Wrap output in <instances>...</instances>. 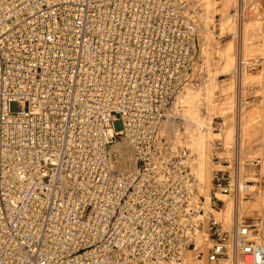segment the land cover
Instances as JSON below:
<instances>
[{"label": "built area", "instance_id": "built-area-1", "mask_svg": "<svg viewBox=\"0 0 264 264\" xmlns=\"http://www.w3.org/2000/svg\"><path fill=\"white\" fill-rule=\"evenodd\" d=\"M196 36L187 0H0V264H264L224 217L261 159L217 138L207 201L161 134Z\"/></svg>", "mask_w": 264, "mask_h": 264}, {"label": "rangeland", "instance_id": "rangeland-1", "mask_svg": "<svg viewBox=\"0 0 264 264\" xmlns=\"http://www.w3.org/2000/svg\"><path fill=\"white\" fill-rule=\"evenodd\" d=\"M187 1L197 34L193 72L171 104L176 115L166 120L172 136L178 133L185 138L187 146L181 147L192 150L205 197L210 192V155L217 138L240 137L244 153L261 159L247 173L248 184L255 186L243 196L247 207L242 215L256 219L264 239V0ZM204 132L208 145L205 173L200 176Z\"/></svg>", "mask_w": 264, "mask_h": 264}, {"label": "bare ground", "instance_id": "bare-ground-1", "mask_svg": "<svg viewBox=\"0 0 264 264\" xmlns=\"http://www.w3.org/2000/svg\"><path fill=\"white\" fill-rule=\"evenodd\" d=\"M209 4V3H208ZM242 69V68H241ZM242 77V76H241ZM187 86V85H186ZM185 86V87H186ZM184 87V88H185ZM183 91V90H182ZM181 91V92H182ZM180 92V93H181ZM179 93V94H180ZM178 94V95H179ZM177 95V96H178ZM191 95V94H190ZM176 96V97H177ZM186 97H189V94H185ZM200 96V95H198ZM176 99V98H175ZM187 100V99H186ZM201 100L202 99H198V102L200 101L201 103ZM176 101V100H175ZM243 103V102H242ZM242 103L240 102V105H239V115L240 113L242 112ZM173 105L171 107V110L169 112H167V116H175L176 115V112L177 111H173ZM201 111V109L199 110V112ZM203 113H207V110L203 111ZM201 115V114H200ZM238 115V118L237 120L239 119L240 120V117ZM169 118V117H168ZM199 119H201V116L199 117ZM237 121L239 122V127H240V121ZM185 123H186V120H185ZM184 123V124H185ZM170 125L171 124H168V120H165L162 124V127H161V134H164L168 137L169 141H170V151L172 152H175L179 147L183 146V145H186L185 144V138L182 137V136H179L178 133H176V137L175 136H172L171 134V130L169 129L170 128ZM178 127V126H176ZM206 132V131H205ZM205 132H204V135H203V141H204V145H203V149H202V155H203V159H204V162H203V165H202V171L200 172V176H202V173L204 172V168L206 167L205 163V159H206V146L208 145L207 144V134L205 135ZM178 134V135H177ZM194 136H197V135H194ZM199 136V135H198ZM239 136V135H238ZM227 138V137H226ZM240 138V137H239ZM238 138V139H239ZM183 139V140H182ZM195 139V138H194ZM198 140V139H197ZM228 142V141H227ZM239 142H240V139H239ZM197 143V142H196ZM241 144V142H240ZM187 146V145H186ZM242 147V145H241ZM190 149V148H189ZM191 150V149H190ZM192 151V150H191ZM121 158L118 160V162L116 163V168L119 169V170H132L134 167H135V163H134V160H133V157H132V150L131 148H129L128 146L123 148L121 150ZM209 161V160H208ZM189 163L191 165V168L193 170V172L195 173V176L197 177V180L199 181L198 182V188L200 190V193L202 194L203 193V183L201 182L199 176L197 175V173L194 171V166H195V163H194V155L193 153L191 152V155H190V158H189ZM211 163H212V159H211V155H210V168H211ZM208 167V166H207ZM205 173V172H204ZM211 177H212V171L210 169V184H211ZM255 185L252 184V185H249V184H243L242 185V191H241V198H240V195H238V197H231V198H228V200L226 201V206H225V212H224V217L226 219L227 222H230L231 219H232V216H233V212H236V217L237 218H241L242 216V212H244V207H247V203H244V201L242 200V195L245 194V192H248L249 190H251ZM207 199H209V196H206ZM227 198V197H226ZM233 198V199H232Z\"/></svg>", "mask_w": 264, "mask_h": 264}]
</instances>
